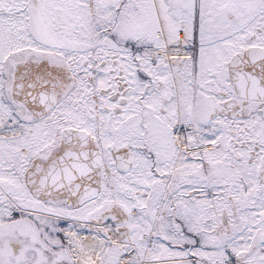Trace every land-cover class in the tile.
I'll return each instance as SVG.
<instances>
[{
  "label": "snow or ice",
  "instance_id": "obj_1",
  "mask_svg": "<svg viewBox=\"0 0 264 264\" xmlns=\"http://www.w3.org/2000/svg\"><path fill=\"white\" fill-rule=\"evenodd\" d=\"M0 264H264V0H0Z\"/></svg>",
  "mask_w": 264,
  "mask_h": 264
}]
</instances>
